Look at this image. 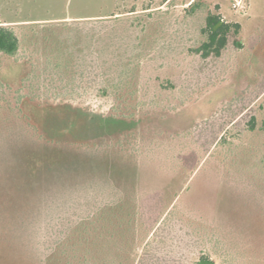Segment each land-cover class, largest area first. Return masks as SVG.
I'll return each mask as SVG.
<instances>
[{
    "label": "rangeland",
    "instance_id": "374dc122",
    "mask_svg": "<svg viewBox=\"0 0 264 264\" xmlns=\"http://www.w3.org/2000/svg\"><path fill=\"white\" fill-rule=\"evenodd\" d=\"M209 13L241 29L204 59ZM0 26V264H38L20 201L106 177L97 152L139 215L102 264H264V0H0Z\"/></svg>",
    "mask_w": 264,
    "mask_h": 264
},
{
    "label": "trees",
    "instance_id": "16d2710c",
    "mask_svg": "<svg viewBox=\"0 0 264 264\" xmlns=\"http://www.w3.org/2000/svg\"><path fill=\"white\" fill-rule=\"evenodd\" d=\"M166 1L168 0H163ZM196 7V3L191 4V9ZM240 29V23L226 21L218 13H209L202 28L206 37L196 48V52L204 59L221 56L231 37L238 35ZM235 43L239 44L236 40ZM19 46V38L14 30L0 26V52L14 56ZM168 81L170 87L174 88L175 82ZM107 91V88L102 90L103 93ZM106 120L109 122L114 118ZM95 151L92 150L91 153H100V157L103 156L106 177L94 175L85 181L77 179L73 183L62 184L35 199V204H30L26 199L20 201L23 207L15 215V225L8 227L6 233H15L20 241L27 240L24 246L36 263L62 264L59 256L65 254L60 249L66 245V252L67 249L75 253L81 251L78 264H102L101 253L105 246L103 242L115 239L121 234L129 237V226L138 214L134 215L131 210L134 197L126 194L128 191H122L120 177L113 178L112 162L115 159L120 160V157L113 152ZM71 260L68 261L69 264H73ZM109 263L111 262H105ZM198 264L215 262L202 254Z\"/></svg>",
    "mask_w": 264,
    "mask_h": 264
}]
</instances>
